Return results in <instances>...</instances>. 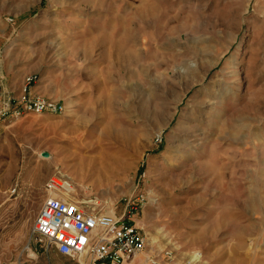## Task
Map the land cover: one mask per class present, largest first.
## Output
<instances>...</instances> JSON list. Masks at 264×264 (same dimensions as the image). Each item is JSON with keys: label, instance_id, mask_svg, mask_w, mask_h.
I'll return each mask as SVG.
<instances>
[{"label": "rangeland", "instance_id": "obj_1", "mask_svg": "<svg viewBox=\"0 0 264 264\" xmlns=\"http://www.w3.org/2000/svg\"><path fill=\"white\" fill-rule=\"evenodd\" d=\"M196 52L215 64L167 122ZM232 66L221 105L206 102ZM5 96L62 111L0 119V215L9 180L33 220L50 193L116 215L140 193L147 246L133 264H264V0H0ZM31 229L0 225V264L84 262Z\"/></svg>", "mask_w": 264, "mask_h": 264}, {"label": "built area", "instance_id": "obj_2", "mask_svg": "<svg viewBox=\"0 0 264 264\" xmlns=\"http://www.w3.org/2000/svg\"><path fill=\"white\" fill-rule=\"evenodd\" d=\"M33 78L29 77L27 81ZM5 96L0 104V119L24 113H60L62 106L36 98L22 107ZM50 178L45 188L56 191L62 184ZM60 182V181H59ZM61 183V182H60ZM144 196L140 193L125 200L120 215L103 213L84 204L50 195L44 199L33 221L31 234L37 242L53 247L69 258L85 255L80 264H122L142 253L147 246L143 230L136 225L135 215ZM2 264H22L4 262Z\"/></svg>", "mask_w": 264, "mask_h": 264}, {"label": "bare ground", "instance_id": "obj_3", "mask_svg": "<svg viewBox=\"0 0 264 264\" xmlns=\"http://www.w3.org/2000/svg\"><path fill=\"white\" fill-rule=\"evenodd\" d=\"M195 52V51H194ZM205 52V51H204ZM193 53V52H192ZM200 56H202L203 58V61H201L200 63H197V52H196V55L194 56L195 57V59H193L191 62L192 63H187V64H184L178 71H177V75L180 77V78H182V79H184V80H186V83L185 84H183L181 87H179L178 89H180V93L178 94V96H177V98H176V100L174 101V108H172V110H171V112L168 114V116H166V120H167V122L172 118V116L174 115V111L176 110V106L182 101V99H183V97L186 95V93H187V91L189 90V88L190 87H192L193 85H195V84H197L198 82H202L203 81V79L205 78V76H206V73L211 69V67H213L214 65L213 64H215V61L214 60H209L210 62H209V66H208V68L206 67V65L204 64L205 63V54H204V56H203V54H200ZM207 58H209V57H207ZM200 59V58H199ZM212 59V58H211ZM201 60V59H200ZM187 61H189V60H187ZM212 62V63H211ZM218 64V63H217ZM235 65H236V63H234ZM203 68H205V70L200 74L202 77L200 78V79H197V77H198V74H199V72L203 69ZM225 73H227L228 75L227 76H224L225 77V79L224 78H222L221 80H219L218 81V84H219V89H218V91H216L215 93H214V95H215V98H216V101H214V102H211L210 101V99H207L206 100V102H209V103H213V104H216V105H221V103L223 102V100H224V98L227 96V94H228V92L229 91H227V88L225 87L226 86V84L225 83H229V80L230 79H232L233 77H235L236 76V73H237V70H236V68H235V66H232V69L230 70V71H228V72H225ZM238 75V74H237ZM236 77H238V76H236ZM237 79V78H236ZM188 82V83H187ZM181 85V84H180ZM196 86V85H195ZM173 94V93H172ZM150 99V98H149ZM194 102H196L197 103V101H194ZM228 103V102H227ZM244 105V104H243ZM220 107V106H219ZM244 107V106H243ZM213 108V107H212ZM231 108V107H230ZM228 109V108H227ZM240 110H241V108H240ZM167 111V110H166ZM233 111V110H232ZM219 112V111H218ZM237 112V111H236ZM240 112V111H239ZM241 112H242V110H241ZM165 113V112H164ZM238 113V112H237ZM189 114V113H188ZM234 114V113H233ZM226 115V114H225ZM229 115H230V113H229ZM239 115V114H238ZM187 116V115H186ZM190 116V115H189ZM235 116V115H234ZM242 116V115H241ZM240 116V117H241ZM245 116V115H244ZM193 117V116H192ZM228 117V116H227ZM242 118V117H241ZM185 119V118H184ZM225 121H226V119H225ZM238 121V120H237ZM245 121V120H244ZM227 122V121H226ZM168 124V123H167ZM240 129L242 130V128H244V127H246V126H244V123H243V120L242 121H240ZM111 125V124H110ZM189 125V124H188ZM184 126V125H183ZM191 126H193V125H191ZM108 127V126H107ZM112 127V125L111 126H109V128H111ZM185 127H187V126H185ZM197 128V127H196ZM195 128V129H196ZM111 129H113V128H111ZM117 129V128H116ZM182 129V128H181ZM185 129V128H184ZM189 129H191V128H189ZM194 129V130H195ZM186 130V129H185ZM193 130V131H194ZM187 131V130H186ZM188 131H190V130H188ZM187 131V132H188ZM190 132H192V129H191V131ZM217 132V131H216ZM186 133V132H185ZM184 133V134H185ZM219 133V132H218ZM182 134V133H181ZM188 135H189V133H188ZM184 136V135H183ZM186 136V135H185ZM174 137V136H173ZM182 138V137H181ZM189 138H191V139H186V140H183V142L186 144V145H192L193 146V144H195V142L197 141V135L195 134H190L189 135ZM182 140V139H181ZM180 145V144H179ZM196 145V144H195ZM182 146V145H181ZM183 147V146H182ZM181 147V148H182ZM187 147V146H186ZM183 148H185V147H183ZM182 148V149H183ZM176 149V148H175ZM182 149H179V150H181V151H183L184 152V150H182ZM185 149H187V148H185ZM189 150V149H188ZM187 150V151H188ZM187 151H185L186 153H187ZM191 151H192V149H191ZM177 152V151H176ZM179 152V151H178ZM194 152V151H193ZM185 153V154H186ZM195 153V152H194ZM39 155H40V153H39ZM181 156V155H180ZM190 156V155H189ZM193 156V155H192ZM191 156V157H192ZM186 157H188V156H186ZM44 158L45 159H48V160H50L52 163L54 162V159H53V157H52V155L51 154H46L45 156H44ZM184 158V157H183ZM190 158V157H189ZM193 158V157H192ZM185 159V158H184ZM188 159V158H187ZM185 161V160H184ZM196 161V160H195ZM195 163H197V162H195ZM57 164V163H56ZM194 164V163H193ZM72 167H70L69 169H71ZM81 168V167H80ZM83 168H85V167H83ZM91 169V168H90ZM95 172V171H94ZM91 173H90V170H89V167H88V170H85V171H81V172H79V173H76V175H77V177H79L80 178V180H83V179H85V178H87L89 175H90ZM72 175V174H71ZM93 175V174H92ZM98 176V175H97ZM75 178H76V176H75ZM74 178V179H75ZM57 183L58 184H60V182L57 180ZM50 195H51V197H55V198H59V199H63V198H61L60 196H58V195H56V194H53V193H50ZM64 200V199H63ZM112 212H113V210H109L108 211V214H112ZM151 239L152 240H154V238L153 237H151ZM31 256L33 257V258H35L34 257V254L32 253L31 254ZM31 257V258H32ZM82 257H83V259H84V257H85V255H82ZM133 260L131 259V262H125L124 264H133V262H132Z\"/></svg>", "mask_w": 264, "mask_h": 264}, {"label": "crops", "instance_id": "obj_4", "mask_svg": "<svg viewBox=\"0 0 264 264\" xmlns=\"http://www.w3.org/2000/svg\"><path fill=\"white\" fill-rule=\"evenodd\" d=\"M23 188L21 189V192L18 194L16 193L15 190L19 189L17 180L15 182L9 180V182L4 185L5 190H3V192L7 194L9 202L7 208H5L0 215V225H4V227H31L34 221L33 217L29 216L28 213H25L19 207V204L26 201L27 196L30 195L28 191H22ZM21 194L23 197H19ZM33 200L34 202L36 201L35 192H33ZM41 204L42 203H40V206Z\"/></svg>", "mask_w": 264, "mask_h": 264}]
</instances>
